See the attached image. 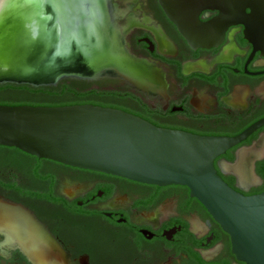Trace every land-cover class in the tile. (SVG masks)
I'll use <instances>...</instances> for the list:
<instances>
[{
	"label": "water",
	"instance_id": "1",
	"mask_svg": "<svg viewBox=\"0 0 264 264\" xmlns=\"http://www.w3.org/2000/svg\"><path fill=\"white\" fill-rule=\"evenodd\" d=\"M159 3L195 50L217 48L230 28L242 26L246 39L264 52V0ZM204 13L218 14L202 21ZM123 15L113 0H1L0 84L39 88L63 80L119 78L138 91L168 98L159 71L150 72L128 51L131 28L117 22ZM262 126L264 120L234 137L201 136L92 104L0 106L1 147L146 185L187 187L230 236L233 253L244 264H264V192H237L216 162ZM237 168L228 166L230 172ZM0 233L34 244L39 263L63 258L31 211L1 198Z\"/></svg>",
	"mask_w": 264,
	"mask_h": 264
},
{
	"label": "flooded vegetation",
	"instance_id": "2",
	"mask_svg": "<svg viewBox=\"0 0 264 264\" xmlns=\"http://www.w3.org/2000/svg\"><path fill=\"white\" fill-rule=\"evenodd\" d=\"M113 2L124 14L119 27L131 28L128 51L159 71L168 98L119 78L94 83L136 93L163 128L234 137L264 120V52L244 27L230 28L217 48L195 50L159 0ZM229 165L238 168L230 172ZM216 167L237 192H264V126ZM0 198L31 211L63 251L61 261L39 263L34 244L0 233V264H244L187 187L146 185L0 147Z\"/></svg>",
	"mask_w": 264,
	"mask_h": 264
},
{
	"label": "trees",
	"instance_id": "3",
	"mask_svg": "<svg viewBox=\"0 0 264 264\" xmlns=\"http://www.w3.org/2000/svg\"><path fill=\"white\" fill-rule=\"evenodd\" d=\"M107 87L106 82L82 80H63L57 86L39 88L21 84H0V106L62 107L92 104L123 110L160 127L154 120L155 111L136 93L124 88L109 90Z\"/></svg>",
	"mask_w": 264,
	"mask_h": 264
},
{
	"label": "bare ground",
	"instance_id": "4",
	"mask_svg": "<svg viewBox=\"0 0 264 264\" xmlns=\"http://www.w3.org/2000/svg\"><path fill=\"white\" fill-rule=\"evenodd\" d=\"M1 1V0H0ZM5 2V1H4Z\"/></svg>",
	"mask_w": 264,
	"mask_h": 264
}]
</instances>
